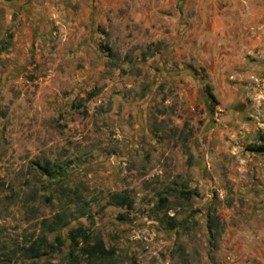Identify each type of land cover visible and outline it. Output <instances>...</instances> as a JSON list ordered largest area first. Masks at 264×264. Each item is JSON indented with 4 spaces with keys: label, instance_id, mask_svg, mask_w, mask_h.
<instances>
[{
    "label": "rangeland",
    "instance_id": "obj_1",
    "mask_svg": "<svg viewBox=\"0 0 264 264\" xmlns=\"http://www.w3.org/2000/svg\"><path fill=\"white\" fill-rule=\"evenodd\" d=\"M263 131L264 0H0V264H264Z\"/></svg>",
    "mask_w": 264,
    "mask_h": 264
},
{
    "label": "trees",
    "instance_id": "obj_2",
    "mask_svg": "<svg viewBox=\"0 0 264 264\" xmlns=\"http://www.w3.org/2000/svg\"><path fill=\"white\" fill-rule=\"evenodd\" d=\"M259 140L260 145L248 146L246 149L250 152H262L264 143V131L261 134ZM38 169L41 175L48 177L49 179H54L63 176L65 168L59 164H50L49 162L44 164H39ZM111 201L118 206H125L130 208L132 201L123 194H114L111 197ZM63 215H56L55 220L52 225L48 226V231L52 232L57 230L59 227L65 225ZM169 228H175L176 223L173 220L166 222ZM67 237L69 240V261L71 264H77L79 261L78 253L84 255L86 259H112L115 255L113 248L106 247L103 239L100 236H91V234L82 226L72 228L68 231ZM54 242L57 245H62L63 241L60 235L54 238ZM51 249V245L46 242L45 237H40L37 241L32 242L29 246L23 249V255L27 258H39L45 255L47 249Z\"/></svg>",
    "mask_w": 264,
    "mask_h": 264
},
{
    "label": "crops",
    "instance_id": "obj_3",
    "mask_svg": "<svg viewBox=\"0 0 264 264\" xmlns=\"http://www.w3.org/2000/svg\"><path fill=\"white\" fill-rule=\"evenodd\" d=\"M251 14H252L253 17H256L257 15L261 17V14H258V13L255 12V11L251 12Z\"/></svg>",
    "mask_w": 264,
    "mask_h": 264
}]
</instances>
